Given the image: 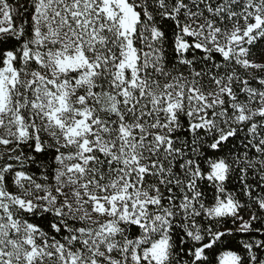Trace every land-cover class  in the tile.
Here are the masks:
<instances>
[{"label": "snow or ice", "instance_id": "1", "mask_svg": "<svg viewBox=\"0 0 264 264\" xmlns=\"http://www.w3.org/2000/svg\"><path fill=\"white\" fill-rule=\"evenodd\" d=\"M0 264H264V0H0Z\"/></svg>", "mask_w": 264, "mask_h": 264}]
</instances>
